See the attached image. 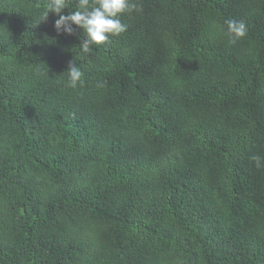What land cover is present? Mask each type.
Masks as SVG:
<instances>
[{"label":"trees","instance_id":"1","mask_svg":"<svg viewBox=\"0 0 264 264\" xmlns=\"http://www.w3.org/2000/svg\"><path fill=\"white\" fill-rule=\"evenodd\" d=\"M132 2L84 54L0 0V264H264V0Z\"/></svg>","mask_w":264,"mask_h":264},{"label":"clouds","instance_id":"2","mask_svg":"<svg viewBox=\"0 0 264 264\" xmlns=\"http://www.w3.org/2000/svg\"><path fill=\"white\" fill-rule=\"evenodd\" d=\"M69 0H48L47 10L42 13L41 21H46L49 13L55 14L54 28L59 34L61 31L68 35L74 32L73 25L83 30L84 39L80 43V50L87 54L93 47H99L109 40V36H118L127 30L120 16L136 10L137 5L132 0H78L75 11L64 15L63 11L68 7ZM227 34L229 43L235 44L247 34V26L243 21L228 20ZM67 84L75 88L80 82L83 73L74 61H70ZM257 168L264 167L262 158L258 155L251 157Z\"/></svg>","mask_w":264,"mask_h":264}]
</instances>
